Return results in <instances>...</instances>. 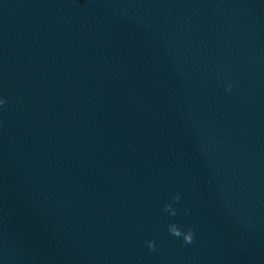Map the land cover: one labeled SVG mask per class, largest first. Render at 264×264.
<instances>
[{
    "label": "water",
    "instance_id": "95a60500",
    "mask_svg": "<svg viewBox=\"0 0 264 264\" xmlns=\"http://www.w3.org/2000/svg\"><path fill=\"white\" fill-rule=\"evenodd\" d=\"M0 97V264H264V0H0Z\"/></svg>",
    "mask_w": 264,
    "mask_h": 264
},
{
    "label": "clouds",
    "instance_id": "9594fccd",
    "mask_svg": "<svg viewBox=\"0 0 264 264\" xmlns=\"http://www.w3.org/2000/svg\"><path fill=\"white\" fill-rule=\"evenodd\" d=\"M227 87L230 89L231 85H227ZM6 102L7 101L3 97H0V106H3ZM180 200H181V193L175 192L170 196L168 201H165L163 203L162 211L169 214L170 216H176L178 214V210L173 205L179 203ZM183 212L184 214H187L189 210L187 208H184ZM167 231L173 237L181 239L185 244L194 243L195 232L191 227L184 228L181 225L177 224L176 222H169L167 224ZM145 244L149 249V251L152 252L156 251L155 240L153 239L146 240Z\"/></svg>",
    "mask_w": 264,
    "mask_h": 264
}]
</instances>
